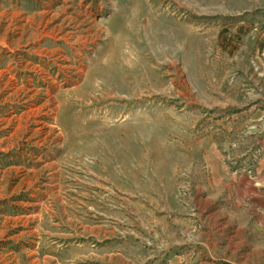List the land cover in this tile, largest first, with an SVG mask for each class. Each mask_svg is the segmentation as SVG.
Returning <instances> with one entry per match:
<instances>
[{"label": "rangeland", "instance_id": "374dc122", "mask_svg": "<svg viewBox=\"0 0 264 264\" xmlns=\"http://www.w3.org/2000/svg\"><path fill=\"white\" fill-rule=\"evenodd\" d=\"M0 264H264V0H0Z\"/></svg>", "mask_w": 264, "mask_h": 264}]
</instances>
